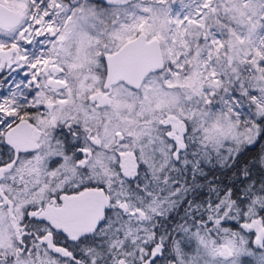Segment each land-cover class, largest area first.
Here are the masks:
<instances>
[{"label":"snow or ice","instance_id":"6c2138e0","mask_svg":"<svg viewBox=\"0 0 264 264\" xmlns=\"http://www.w3.org/2000/svg\"><path fill=\"white\" fill-rule=\"evenodd\" d=\"M0 264H264V0H0Z\"/></svg>","mask_w":264,"mask_h":264}]
</instances>
